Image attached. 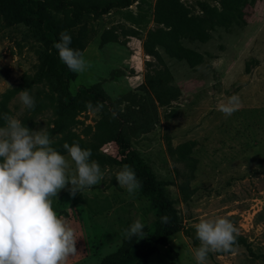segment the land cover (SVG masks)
Wrapping results in <instances>:
<instances>
[{
	"label": "rangeland",
	"instance_id": "374dc122",
	"mask_svg": "<svg viewBox=\"0 0 264 264\" xmlns=\"http://www.w3.org/2000/svg\"><path fill=\"white\" fill-rule=\"evenodd\" d=\"M65 25L74 49L91 62L82 75L63 71L34 26L0 16V114L49 131L59 79L70 95L90 90L104 103L100 112L77 111L67 132L51 135L66 157L64 143L91 149L104 171L91 189L73 196L68 185L53 198L77 233L80 254L68 264H106L154 233L151 200L139 190L130 197L115 178L132 155L154 175L181 226L167 246L136 264H196L195 225L217 216L230 219L247 246L210 253L207 264H264V0H136ZM26 89L34 110L19 101ZM234 93L241 107L225 117L218 103ZM138 218L145 234L128 239L124 230Z\"/></svg>",
	"mask_w": 264,
	"mask_h": 264
},
{
	"label": "clouds",
	"instance_id": "9594fccd",
	"mask_svg": "<svg viewBox=\"0 0 264 264\" xmlns=\"http://www.w3.org/2000/svg\"><path fill=\"white\" fill-rule=\"evenodd\" d=\"M71 44L72 37L65 30L53 47L70 71L82 75L90 69L91 62ZM18 98L23 108L35 109L36 99L29 89L18 91ZM241 103L239 94L234 93L219 101L218 111L230 117ZM85 107L89 112H100L104 103L88 102ZM117 115L112 110V118ZM0 119L4 122L0 126V264H68L70 258L80 254L77 233L55 211L53 198L68 185L73 196L91 189L104 179V171L98 161L91 159L92 150L82 148L79 142L63 144L66 157L52 146L54 140L46 127L32 130L8 113L0 114ZM72 164L75 169L70 174ZM115 178L130 197L142 187L130 165H123ZM161 221L167 224L170 217L162 216ZM144 228L138 218L124 230V235L128 239L141 237ZM195 233L200 242L193 250L196 264H207L210 253L235 254L239 229L230 219H201Z\"/></svg>",
	"mask_w": 264,
	"mask_h": 264
},
{
	"label": "trees",
	"instance_id": "16d2710c",
	"mask_svg": "<svg viewBox=\"0 0 264 264\" xmlns=\"http://www.w3.org/2000/svg\"><path fill=\"white\" fill-rule=\"evenodd\" d=\"M136 0H88L85 3L72 2L71 0H0V16L7 22L23 23L34 26V35L38 37L46 46H51L58 54V50L53 47L59 41V35L65 31L66 23L75 22L84 15H101L111 9H124L131 6ZM61 13L64 19L60 20L53 14ZM74 48V45L71 44ZM63 71L69 68L63 64ZM58 103L56 107V119L53 127L49 130L51 135H60L67 132L75 123L77 111L85 109V105L91 102L95 105L99 101V95L90 90H83L77 95H70L64 83L59 79ZM168 147L171 148L170 143ZM58 151L63 154L62 149ZM127 165L132 166L137 178L141 181L140 193L151 200L156 208L157 222L154 233L147 241L139 245L132 246L120 254L116 259L108 261L106 264H124L133 261L134 264L144 261L149 255L155 253L159 246H167L168 238L180 231L177 214L172 203L165 199L159 192L158 182L149 168L136 155L127 156ZM188 162L194 163L196 159L184 157ZM182 196L188 198L190 191L186 184L179 187ZM169 216L170 221L165 224L161 221L162 216ZM190 237L196 241L193 235ZM246 247L244 238L238 236L237 246Z\"/></svg>",
	"mask_w": 264,
	"mask_h": 264
}]
</instances>
